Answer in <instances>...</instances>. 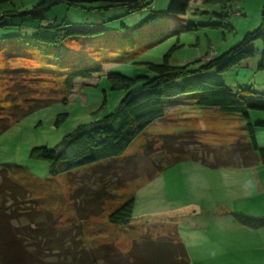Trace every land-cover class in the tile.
<instances>
[{
	"label": "trees",
	"instance_id": "trees-1",
	"mask_svg": "<svg viewBox=\"0 0 264 264\" xmlns=\"http://www.w3.org/2000/svg\"><path fill=\"white\" fill-rule=\"evenodd\" d=\"M7 1L11 0H0V3ZM204 1L233 6L235 10L232 14L242 15V11L237 9L240 0ZM151 2L152 0H39L26 11L5 10L0 13V26L6 25L2 22L5 17H28L39 21L37 31L29 38L21 37L18 32L5 34L0 38L5 44L17 41L25 48L41 50L44 46H55L58 50L51 63H58L61 55L59 46L68 37L83 33L93 35V38H104L102 40H107L108 37L118 38L110 33L106 38L103 34L111 29L102 14L112 6H125L128 13H134L148 7ZM188 2L189 0H169L166 12L174 16L182 15ZM61 3L68 8L82 9L85 20L79 26H70L65 22L64 16L59 25L53 26L54 20L41 24L45 20V14ZM227 16V13H222L219 23L221 27L231 30ZM153 19H156V15L150 14L144 21L149 25ZM82 25L91 30L77 29ZM193 28L195 24L187 23L183 29ZM123 29L120 32L127 31L124 26ZM181 29V25L175 27V24H169L165 35L176 34ZM151 34L150 38L155 36ZM161 35L164 37V32ZM255 40L262 43V61L259 67L263 68L264 0L259 25L245 32L235 45L222 53L210 48L205 53V59L194 58L172 63L168 60L169 53L176 47L172 45L160 62L145 63L151 75L143 73L144 71L125 74L118 69L106 72L109 89L124 92L113 111L104 113L91 122L79 124L62 137L57 148L37 146L30 152L33 158L47 163L51 175L65 173L69 176L73 184L69 198L76 222L60 226L58 216L48 209L40 208L30 199L28 189L10 177V172L20 171L21 166L1 165L0 264H191L188 251L175 226L151 223L132 239L128 250L122 251L113 242L87 247L82 239V222L100 215L104 203L118 197L117 190L127 188L130 182L140 177L136 155L125 151L148 125L166 118L165 103L188 102L193 104L190 108L237 112L245 120L249 117L248 110H264V91L253 90L246 83L237 82L235 86H231L226 81H212L198 77L197 74L213 68L225 71L235 66L241 67L244 60L252 57V43ZM211 50L214 53L208 56ZM6 54H12L13 58L12 62L3 58L4 64L0 68L1 78L6 80L3 101L7 104L6 110L0 105V133L12 122L50 104L54 98L52 93H55L52 87L46 89L42 67L35 68L29 64L31 57L20 52ZM102 65L68 73L62 71L66 91L70 92L74 79L99 72ZM180 78L185 81L179 83ZM62 119L63 116L57 118L56 122ZM246 125L247 139L238 138L226 145L212 146L201 141L192 132L181 135L161 133L146 138L142 143V153L151 162V167L145 173V178L151 179L166 168L184 161L196 162L208 168L248 167L264 163V145H259L255 138V129H264V120L253 124L247 122ZM133 207L132 193L107 213V221L128 225ZM233 215L241 225L248 228L264 226V216L239 212H233Z\"/></svg>",
	"mask_w": 264,
	"mask_h": 264
},
{
	"label": "rangeland",
	"instance_id": "rangeland-1",
	"mask_svg": "<svg viewBox=\"0 0 264 264\" xmlns=\"http://www.w3.org/2000/svg\"><path fill=\"white\" fill-rule=\"evenodd\" d=\"M38 1L11 0L0 3V13L5 10L26 11ZM168 2L169 0H152L148 7L141 9L145 12L151 10V15H156V19L149 25L144 24L136 30H107V33H103L106 38L110 34L118 38L108 37L107 40H102L104 38L78 33L64 39L59 46L61 55L58 63H51L58 50L55 46H44L41 50L25 48L17 41L5 44L0 38V68L4 64L3 58L12 62L13 55L6 53L20 52L31 57L29 64L33 67H42L46 89L52 87L55 92L52 93L54 98L50 104L12 122L0 133V167L4 164L20 165L21 170L10 172V177L28 189L30 199L40 208L48 209L58 216L60 226H68L77 221L69 198L73 184L65 173L51 175L45 161L30 155L31 149L37 146L57 148L62 137L79 124L91 122L104 113L113 111L124 92L109 89L106 72L128 67L130 74L144 71L143 73L151 75L145 63L160 62L172 45L176 47L169 53L170 62L182 57L188 58L198 49L202 52V57L203 51L206 53L210 48L222 53L235 45L245 32L259 25L263 0L238 1L237 9L242 11V15H233V6L189 0L185 13L174 16L166 12ZM65 8L64 3L54 6L40 23L44 25L47 20H54L53 26L59 25L66 15ZM222 13L228 14L227 21L231 30L221 27L219 22ZM2 22L6 25L0 26V37L18 32L21 37L29 38L37 31L39 24V21L28 17H5ZM187 23L195 24V28L184 30ZM169 24H175V27L181 25L182 29L166 36ZM77 29L91 30L85 25ZM161 32H164V37ZM151 33L155 36L150 38ZM252 46L254 52L249 58L253 64L251 69L235 66L218 71L213 68L197 73L198 77L226 81L231 86H235L237 82L246 83L253 90L264 91V67H259L262 61V43L255 40ZM213 53L214 50H211L208 56ZM99 64H103L101 71L74 79L70 92L66 91L62 71L68 73ZM54 73L57 75L54 76ZM184 81L183 78L178 80L179 83ZM5 86L6 80L1 78L0 72V105L6 110L7 104L3 101ZM190 107L193 104L188 102L165 103L166 118L148 125L128 145L125 152L136 155L140 177L130 182L127 188L117 190L118 197L107 200L100 215L82 222V239L87 247L113 242L122 251H126L132 239L144 231L145 226L159 222L176 227L193 257L191 264H235L241 258H264L263 251L247 246V238L251 237L246 234L251 233H239L243 229L231 214L239 212L264 216V201L251 192L248 183L237 185L236 188L231 184H221L210 173V169L191 161L179 162L151 179L145 178V173L151 167V162L142 153V143L146 138L161 133L181 135L192 132L201 141L212 146L226 145L238 138L247 139V122L253 124L264 120V110H248L249 117L245 120L237 112L224 113L215 109ZM61 116L63 119L56 122ZM260 130L264 129H255L259 145L264 138V133ZM132 193L134 207L128 225L109 223L107 213ZM203 243L212 244L205 246Z\"/></svg>",
	"mask_w": 264,
	"mask_h": 264
},
{
	"label": "crops",
	"instance_id": "crops-1",
	"mask_svg": "<svg viewBox=\"0 0 264 264\" xmlns=\"http://www.w3.org/2000/svg\"><path fill=\"white\" fill-rule=\"evenodd\" d=\"M65 9H66L65 22L69 23L70 26H79V24L83 22L82 20L84 18V15L82 9L76 7H69V8L66 7ZM150 14L151 11L145 12L143 10L134 13H128V10L125 6L114 5L108 11L104 12L102 15L104 16L105 20L108 21L107 26L111 30L113 29L115 31L120 32L124 30L123 26L127 31L130 29L136 30L138 28H141L144 24L146 26L147 23L144 21V19L148 17ZM198 50L194 51L190 57L188 58L182 57L178 61L174 60L172 63H181L184 61H189L194 58H202V59L206 58L204 51H203L204 55L202 57V52H199ZM252 65H253L252 61L249 59H246L241 63V67H246V68L249 67V69H251ZM118 70L125 74L130 73L128 67H126L123 70L121 69ZM260 132L264 133V130H260ZM261 145H264V138L262 139ZM203 168L210 169V173H212L213 176H216L218 180L221 182V184H231V186L234 185L235 187L240 184L248 183V185L251 186L250 188L251 192L256 194L264 201V163H258L256 165L248 166V167H228V168L213 169L203 166ZM261 176H263V178ZM231 214L233 215V212ZM240 226L241 229L243 230H239V233H245L243 231H248V233H251V234H246L247 236L251 237L250 239L247 238L248 241L247 246L250 249H254V250L259 249L264 252V226L256 229L246 228L241 224ZM181 240L183 243H185L183 239ZM210 244L203 243V245L205 246ZM185 247L188 251L192 263L193 257H191L190 250L186 245ZM235 262H236L235 264H264V258H252L245 260L241 258L239 260L237 259V261Z\"/></svg>",
	"mask_w": 264,
	"mask_h": 264
},
{
	"label": "water",
	"instance_id": "water-1",
	"mask_svg": "<svg viewBox=\"0 0 264 264\" xmlns=\"http://www.w3.org/2000/svg\"><path fill=\"white\" fill-rule=\"evenodd\" d=\"M112 1H120V0H112Z\"/></svg>",
	"mask_w": 264,
	"mask_h": 264
}]
</instances>
